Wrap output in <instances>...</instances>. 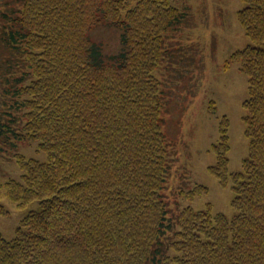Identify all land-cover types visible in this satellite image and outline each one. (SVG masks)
<instances>
[{"label":"trees","instance_id":"1","mask_svg":"<svg viewBox=\"0 0 264 264\" xmlns=\"http://www.w3.org/2000/svg\"><path fill=\"white\" fill-rule=\"evenodd\" d=\"M240 3L249 44L228 59L246 77L247 154L226 172L222 116L207 166L231 192L226 218L188 204L206 187L163 130L172 66L182 77L195 63L169 60L182 12L169 0H0V161L17 172L0 196L39 204L0 234V264H264V0ZM100 25L117 30L114 52L92 39ZM31 144L43 160L23 153Z\"/></svg>","mask_w":264,"mask_h":264},{"label":"rangeland","instance_id":"2","mask_svg":"<svg viewBox=\"0 0 264 264\" xmlns=\"http://www.w3.org/2000/svg\"><path fill=\"white\" fill-rule=\"evenodd\" d=\"M169 5L183 13L179 21L172 23L167 36V44L178 47L169 60L175 62L182 54H192L195 63L182 77L172 66L173 80L165 85L167 98L162 117L163 130L178 148L177 163L188 169L190 181L206 187L204 194L193 197L188 204L194 210H202L209 203L213 212L229 218L232 215L229 206L231 192L226 186L218 184L207 171V166L215 161L210 147L218 142L222 116L226 119L228 146L225 152L226 172L239 171L241 160L247 154V138L243 134L244 123L241 119L246 77L238 69L237 63L228 59L231 53L249 44L236 18L242 4L240 0H169ZM90 34L104 52L116 50V29L100 25ZM184 46L191 48L184 50ZM22 151L26 156L38 160L45 158L35 144ZM2 162L0 180L17 174L11 168L12 162L8 165ZM32 209H39L38 201H30L19 208L6 196H0V234L4 238H11L19 220Z\"/></svg>","mask_w":264,"mask_h":264}]
</instances>
